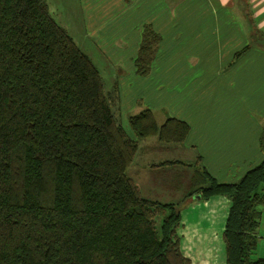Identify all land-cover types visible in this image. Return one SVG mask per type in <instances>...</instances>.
I'll return each instance as SVG.
<instances>
[{
    "label": "trees",
    "instance_id": "16d2710c",
    "mask_svg": "<svg viewBox=\"0 0 264 264\" xmlns=\"http://www.w3.org/2000/svg\"><path fill=\"white\" fill-rule=\"evenodd\" d=\"M160 37L144 25L138 74L150 71ZM103 78L47 0H0V264H192L179 207L142 195L127 173L139 139L182 142L189 125L170 115L158 123L145 106L128 113L130 135ZM199 171L188 196L230 200L224 264H264L251 257L264 156L235 181Z\"/></svg>",
    "mask_w": 264,
    "mask_h": 264
},
{
    "label": "crops",
    "instance_id": "0c3cea01",
    "mask_svg": "<svg viewBox=\"0 0 264 264\" xmlns=\"http://www.w3.org/2000/svg\"><path fill=\"white\" fill-rule=\"evenodd\" d=\"M168 2L173 4L172 11L158 14L152 25L161 33L158 43L159 55L156 56L157 74L160 82L166 78L168 80L171 73L174 81L179 84L188 80L189 93H181L180 90L173 94L172 91H164V87H160L155 94L143 92L146 101L143 104L153 109V105L161 106L168 102L170 95L179 99L185 96L184 104L178 105L174 99L172 111L169 105L170 114L185 120L189 125L184 140L176 142L174 145L177 146L174 147L188 157H193L198 167L207 169L217 180L235 181L248 168L259 163L264 156L260 144V135L264 127V0H168ZM106 3L113 6L110 0ZM153 3V0H143L137 10L150 8ZM131 6L127 7L129 13ZM101 17L102 13L92 12L86 17L89 26L87 28L100 31L98 24ZM116 18L120 21V29L129 35L125 37L127 42L124 46H118L115 37L103 48L105 60L102 56L101 58L107 75L104 82L126 84L132 79L148 80L151 74H138L134 65L140 37L133 32H138L139 29L130 31L129 26L133 20L126 18L122 22V12ZM119 48L127 52V55L118 54ZM242 48L244 50L240 51ZM237 51L240 52L236 53ZM92 61L97 66L93 59ZM108 89L114 92L116 98L118 97V114L128 132L127 115L135 106L137 93L134 95L131 87L126 85L119 88L113 85ZM165 117H162L161 122ZM140 141L139 139L137 149L140 148ZM143 141H146L144 142L146 144L140 156L142 164L138 167L131 165L128 174L138 184L142 195L176 204V201L158 198L172 199L170 196L182 185L172 177L155 181L149 173L153 168L165 169V165L176 160L167 157L153 160L152 155L163 146L156 144L155 140L154 143ZM189 190L190 187L186 186L183 197L187 199L184 204L181 202V207L178 206L180 215L184 208L190 206L194 207L192 209H195V206L204 208L208 206L205 213L209 212L211 218L205 217L213 220L217 217L216 210L220 212L219 223L224 224L230 203L226 195L215 194L202 199L196 193L188 196ZM216 205L221 206L220 211ZM263 241L264 210L256 246L258 254L259 251L263 252L259 257H264ZM182 252L184 253L183 250Z\"/></svg>",
    "mask_w": 264,
    "mask_h": 264
},
{
    "label": "rangeland",
    "instance_id": "374dc122",
    "mask_svg": "<svg viewBox=\"0 0 264 264\" xmlns=\"http://www.w3.org/2000/svg\"><path fill=\"white\" fill-rule=\"evenodd\" d=\"M106 1L108 0H47L48 7L54 18L67 28L79 47L86 51L90 57H92V59L97 64V67L100 69L104 80L107 79V75L105 73L106 70L103 64V59L105 60L103 48L106 46V44H109V40H112L115 37L117 45L124 46L127 42L125 37L129 35L128 32L125 33L120 29V21L118 18H116V16L122 12V22H124L126 18L133 20V23H131V26H129L131 29H128L130 31H132V29H139L138 32H132L133 34L139 35L140 38L138 43H140L144 25L149 24L152 26L153 19H156L158 14L161 12L166 14L168 13V10L172 11L173 9L172 2H168V0H164L165 2L162 0H153L154 3L151 4L150 8H142L139 10H137V8L141 3H143V0H110L113 2V6H108ZM129 5H132L130 13L127 11V7ZM92 12L102 13V17L98 24L100 31L87 28L89 26L88 19L86 17H88ZM159 34L161 35L160 32ZM159 46L160 45L157 44L154 57L151 62L150 71L147 73L151 74L148 80L138 81L132 79V81L129 80L126 82V84H122L120 82L117 84L104 82L105 88L107 90H110L108 87H113V85H115V88L126 85L127 87H131V91L134 93V95L137 93L135 96L137 98L135 106L129 111V113L136 111V109H140L141 107H145L143 103H146V101H144L143 92L155 94L160 87H164V91H172L173 94H176L180 90L181 93H189L190 83L188 80L179 84L174 81L172 73L170 74V78L168 80L166 78V80H162L160 82V78L157 74V57L159 55ZM117 53L122 56L127 55V52H123V50H120V48L118 49ZM173 97L174 96L170 95L168 102L161 106H152L154 107L152 110L158 123L161 122L162 117L168 115L172 116L170 112L174 109V99H176V103L178 105L180 103H186L185 96H181V99H179V97ZM169 105L171 106V111L169 110ZM114 112L115 116L120 121L118 108L114 109ZM122 112L124 113V109ZM128 128V133L134 136V132L129 125ZM147 137V139H145L146 137L140 139V148L137 149L132 163L128 166L129 169L127 167V173H130L131 165L133 167H138L140 164H142V162H140V156L142 154L143 147L146 144L144 143L146 141L143 140H147V142L150 143H154L153 141L155 140V143L163 146V148L160 151L155 152L152 155V159L156 161L158 159L167 157L176 161H173L172 164L165 165V169L164 167L151 169L149 173L152 179L159 181L164 180L165 177H172L174 181L179 182L180 185H182L181 188H178V190H176L175 193L170 196L172 199L167 200L166 197L158 199L176 201V206L181 207V202L184 204L185 200L187 199L183 197L186 186L190 187V185L197 183L195 180H201L199 177L202 173L199 171L198 163L197 161L193 160V157H188L183 151L174 147L177 146L174 145L176 142L160 141L156 139V135H150ZM166 145L167 147H164ZM216 207L219 211L221 210L220 205H216ZM192 208L194 207L190 206L188 208H184L180 215L181 220L177 228V232L180 236V245L182 250L190 257L192 264H224L225 248L222 239V230L224 224L222 222L219 223L220 216L218 214H220V212L215 210L217 217L213 218V220H210V213H205V210L208 209V206L205 208L204 206H195V209ZM262 210H264V207H262ZM260 253L263 252L259 251L258 254L257 249H255L251 253V257L257 258L259 257Z\"/></svg>",
    "mask_w": 264,
    "mask_h": 264
}]
</instances>
